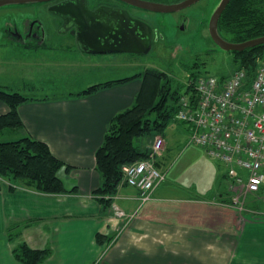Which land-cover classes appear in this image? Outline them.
<instances>
[{
	"label": "crops",
	"instance_id": "crops-1",
	"mask_svg": "<svg viewBox=\"0 0 264 264\" xmlns=\"http://www.w3.org/2000/svg\"><path fill=\"white\" fill-rule=\"evenodd\" d=\"M8 49L26 53L20 46ZM30 52L24 59L38 61L30 54L44 53ZM140 83L133 79L86 96L76 92L29 97L18 105L22 127L5 129L0 136L6 139L0 140L29 135L46 142L65 164L58 175L66 192L43 193L0 179V264H22L12 253L19 241L32 248H50L42 264H264V216H240L230 207L212 203L227 200L217 172L206 188L208 197L168 179V173L142 205L138 190L125 182L109 205L94 194L101 184L95 152L112 117L133 104ZM14 84L0 81V89L16 91ZM8 111L0 100V115ZM162 156L156 160L164 169ZM115 206L126 215L117 216ZM11 232L18 236L10 238ZM98 234L112 240L98 242Z\"/></svg>",
	"mask_w": 264,
	"mask_h": 264
},
{
	"label": "trees",
	"instance_id": "trees-1",
	"mask_svg": "<svg viewBox=\"0 0 264 264\" xmlns=\"http://www.w3.org/2000/svg\"><path fill=\"white\" fill-rule=\"evenodd\" d=\"M220 24L235 42L264 35V0H230L220 16ZM228 52L231 53L230 60L235 67H244L251 73L256 59L264 57V44ZM202 64L204 62L196 57L185 68L186 75L182 81L174 80L166 71L147 67L142 73L95 83L76 93L77 96H86L140 77L141 83L133 104L112 117L103 141L95 152V168L101 176V184L94 194L99 201L108 205L112 202L118 187L124 183V164L150 157V147L137 141L153 132L165 136L169 123L177 121L174 114L179 97L193 91L197 77L207 72L200 69ZM27 99L30 98L17 91L0 89V100L9 107L6 114L0 115V135L5 129L16 131L22 127L17 107ZM158 163L155 161L157 167ZM64 165L63 161L52 154L46 142L29 135L0 140V179H12L43 193H63L66 188L58 172ZM17 236L18 232L10 234V238ZM96 237L101 243L112 240L108 235L98 234ZM12 253L22 264H42L51 250L48 247L32 248L25 241H19L12 248Z\"/></svg>",
	"mask_w": 264,
	"mask_h": 264
},
{
	"label": "rangeland",
	"instance_id": "rangeland-1",
	"mask_svg": "<svg viewBox=\"0 0 264 264\" xmlns=\"http://www.w3.org/2000/svg\"><path fill=\"white\" fill-rule=\"evenodd\" d=\"M217 3L218 0L208 3L206 9L209 14ZM200 8L199 3L189 8L191 15L187 34L181 32L183 34L181 35L175 33V29H167L166 31L160 27L167 40L158 42L155 48L153 47L151 51L145 54L92 55L81 53L76 49L69 51L55 43L52 49L39 50V52L44 53L30 54L40 58L38 61H30L24 59L28 57L23 56L30 52L27 51L28 49H25L26 53H18L17 51L10 53L9 49L5 48L0 52L3 53L0 54V60L9 57L11 61L5 62L3 60L0 62V67L3 68V71H0L2 72L0 73V81L15 83L14 89L27 97L43 98L45 96L53 98L55 95L60 97L61 94L67 95L82 91L98 82L142 73L147 67L166 71L172 75L174 80L182 81L186 75L185 68L196 57L199 61L204 62L200 69L206 70L208 74L229 75L236 68L230 60L231 53L218 49L212 55H205L204 49L211 45L205 32L197 31L194 36L190 33L198 26L201 17ZM3 24L4 20L0 17V28ZM191 26L192 28H190ZM136 79L140 80V77ZM185 127L187 125L182 122L172 121L165 131L167 147L166 149L163 147L161 159L164 161L166 169L168 168L166 171L168 173L167 178L184 185L203 197H208L210 190H206V188L211 185L215 173H219V177L221 176L222 179L225 169L217 160L209 157L201 146L188 143V131ZM157 136L158 134L153 132L144 138H140L137 142L146 143L150 146L151 141ZM0 138L6 139L4 136H0ZM220 181L223 183L222 180ZM192 182L198 184L197 188L190 186ZM259 205H264V201H260Z\"/></svg>",
	"mask_w": 264,
	"mask_h": 264
},
{
	"label": "built area",
	"instance_id": "built-area-1",
	"mask_svg": "<svg viewBox=\"0 0 264 264\" xmlns=\"http://www.w3.org/2000/svg\"><path fill=\"white\" fill-rule=\"evenodd\" d=\"M194 90L178 100L174 119L187 125L188 143L201 146L209 157L223 165L226 201L242 216H264V57L256 59L251 73L237 66L224 77L203 73ZM164 138L157 136L151 157L160 154ZM123 179L138 190L140 205L165 180V172L145 159L122 166ZM117 216L125 215L117 207Z\"/></svg>",
	"mask_w": 264,
	"mask_h": 264
},
{
	"label": "flooded vegetation",
	"instance_id": "flooded-vegetation-1",
	"mask_svg": "<svg viewBox=\"0 0 264 264\" xmlns=\"http://www.w3.org/2000/svg\"><path fill=\"white\" fill-rule=\"evenodd\" d=\"M146 1L156 2L165 7H172L174 10L166 12L148 11L132 5L128 0H42L6 4L0 7V17L4 20V24L0 28V49L20 46L30 51H43L52 49L54 47L53 44L58 43L66 50L76 49L81 53L90 54L80 48L78 41L85 37L91 38V24H94V28L102 26L104 25L103 23L109 20L107 19L108 17L119 14L125 15V17L129 15L133 19L141 20L149 26L151 41L149 51H151L158 42L167 40L165 39V33L160 27H163L166 31L167 29H175V33L181 34V32H185L187 34L191 15L189 8L199 3L201 5V17L198 26L190 33L194 36L197 31L200 33L205 32L208 42L211 44L204 49L205 55H212L218 51L208 31L211 14L207 12L206 6L213 0H196L185 6L183 4L187 0ZM91 12L94 15L91 16ZM220 16L216 23L217 33L222 38L235 42L231 40L229 34L224 32L220 24ZM120 20L124 21L125 19L121 18ZM121 21L120 25H122ZM120 31L121 35L123 32L126 35L127 29L121 26Z\"/></svg>",
	"mask_w": 264,
	"mask_h": 264
},
{
	"label": "water",
	"instance_id": "water-1",
	"mask_svg": "<svg viewBox=\"0 0 264 264\" xmlns=\"http://www.w3.org/2000/svg\"><path fill=\"white\" fill-rule=\"evenodd\" d=\"M42 0H0V7L6 4H18L35 2ZM134 6L146 9L148 11L166 12L174 10L172 7H165L162 4L156 2H150L146 0H128ZM196 0H187L185 5H189ZM229 0H220L215 8L211 12L208 31L212 41L215 43L218 49L224 51H242L247 47H253L256 45L264 44V35L250 38L241 42H231L222 38L216 30L217 19L221 12L226 7ZM97 10V9H96ZM95 10V11H96ZM94 15L91 12V16ZM120 16L124 21H121ZM127 17V18H126ZM111 15L108 17L107 22L102 26L93 27L91 24V38L85 37L78 41L80 48L86 53L90 54H106V53H135L145 54L148 53L151 41L149 36V26L141 20L133 19L129 15ZM120 21L122 25H120ZM111 22V23H110ZM121 26L126 27L125 32L120 34ZM86 31V30H85ZM85 33V32H84Z\"/></svg>",
	"mask_w": 264,
	"mask_h": 264
}]
</instances>
